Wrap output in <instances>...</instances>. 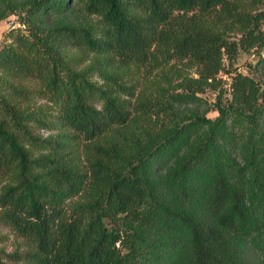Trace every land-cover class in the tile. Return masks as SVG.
I'll return each mask as SVG.
<instances>
[{
	"label": "trees",
	"instance_id": "obj_1",
	"mask_svg": "<svg viewBox=\"0 0 264 264\" xmlns=\"http://www.w3.org/2000/svg\"><path fill=\"white\" fill-rule=\"evenodd\" d=\"M13 14L0 264H264V81L231 69L264 49V0H0Z\"/></svg>",
	"mask_w": 264,
	"mask_h": 264
},
{
	"label": "rangeland",
	"instance_id": "obj_2",
	"mask_svg": "<svg viewBox=\"0 0 264 264\" xmlns=\"http://www.w3.org/2000/svg\"><path fill=\"white\" fill-rule=\"evenodd\" d=\"M20 1V0H18ZM76 2V1H75ZM25 27L20 22V17L17 14H13L0 21V47L5 43H10L11 39L8 36V33L12 29H21L25 31ZM74 50H71L73 52ZM76 53V52H75ZM258 59H264V49L260 52V54H256L252 52L240 53L237 57L236 61L233 63V69H236L238 72L242 74L249 75L254 78L259 84L263 83L264 77L263 74L260 73V70L256 68V64ZM227 65V62H225ZM88 66L87 62H84L81 67L86 68ZM221 75V74H220ZM221 78L226 82L225 88L229 87L230 80L227 75H221ZM92 82L96 85H101V81L98 78H93ZM25 86H28L29 83L27 81L24 82ZM214 91H207L202 97L205 99L210 105H212L215 101L216 93ZM228 96V95H227ZM40 103V102H39ZM37 103V104H39ZM209 118H215L217 116L216 112H210L207 115ZM23 248V246L20 245ZM17 247V243L15 241L14 235L0 223V250L9 253L10 251L15 250Z\"/></svg>",
	"mask_w": 264,
	"mask_h": 264
}]
</instances>
